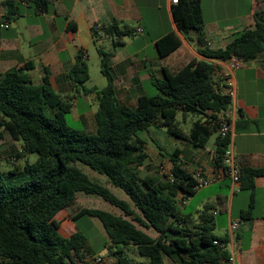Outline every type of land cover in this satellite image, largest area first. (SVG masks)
<instances>
[{
  "label": "trees",
  "instance_id": "trees-1",
  "mask_svg": "<svg viewBox=\"0 0 264 264\" xmlns=\"http://www.w3.org/2000/svg\"><path fill=\"white\" fill-rule=\"evenodd\" d=\"M23 4L45 14L50 0H3L6 13L0 20L10 21ZM173 15L179 32L189 41L192 36L196 39L197 52L204 59L191 60L174 71L165 69L162 79L151 75L156 94L139 97L135 109L118 101L110 66L123 37L134 35L132 27L113 23L102 28L111 43L109 49L98 47L101 73L107 80L102 89L85 87L89 68L83 52L77 54L64 77L75 92L71 98L95 95L94 133L68 123L72 104L54 89L48 68L44 67L39 84H34L28 73L34 68L31 61L4 74L0 71V145L8 140L20 143L22 149L13 157L24 162L22 169L13 167L5 172L0 168V264H79L85 256L86 239L78 236L80 232L64 237L55 217L72 206L80 192L98 195L122 211V216H117L83 208L73 216L76 220L89 215L101 221L109 240L108 254L117 264H167L166 258L171 264H230L228 236L214 234L213 209L206 205L195 218L180 209L179 197L186 200L196 192L192 173L182 168L180 151L168 156L173 181L167 175L141 176L149 155L139 134L152 127H166L169 135L197 148H204L217 134L215 162L223 166L232 139L222 138L219 129L223 121H229L225 113L231 109L232 98L216 92L220 67L210 60L226 62L233 55L246 63L256 60L264 52V8L254 13V27L238 32L219 49L207 46L199 1L178 0ZM69 29L77 27L74 24ZM180 45L175 33L156 43L161 58ZM178 114L184 120L197 118L188 132L176 124ZM31 153L38 156L34 163L25 160ZM77 163L105 176L129 200L90 179ZM260 176L264 169L240 170L241 188L251 192L242 220L253 219V191ZM130 249L146 262L129 257Z\"/></svg>",
  "mask_w": 264,
  "mask_h": 264
},
{
  "label": "crops",
  "instance_id": "crops-1",
  "mask_svg": "<svg viewBox=\"0 0 264 264\" xmlns=\"http://www.w3.org/2000/svg\"><path fill=\"white\" fill-rule=\"evenodd\" d=\"M2 1L0 0V17L6 13L1 5ZM222 2L224 3L219 10L225 14L223 18L204 23V35L207 46L211 49L224 48L235 34L254 27V13L264 8V0H248L246 8L242 4L243 0ZM199 4L202 12V2ZM173 8L171 0H50L49 11L38 14L29 9L27 4H23L20 13L14 14L10 21L0 20V25L8 24L6 28L0 27V71L4 74L31 61L34 68L28 73L34 84H39L46 67L54 89L70 100L71 104L75 101L72 112L74 106H79L81 101L86 108L84 112L77 111L81 117L91 111L95 113L91 104L95 101V95L77 94L75 98H71L75 92L64 76L75 64L79 52H83L85 60L89 58L92 43L97 51L99 46L106 49L111 47L110 40L104 34L98 40L94 37V26L101 27V30L113 23L129 26L135 33L123 37V45L116 48L110 66L115 77L118 101L135 109L139 97L156 94L151 75L162 79L165 69L174 71L191 60L204 59L197 52L196 39L192 36L193 39L189 41L179 32ZM212 8L213 6L209 7V10ZM22 17L28 19L25 27L28 37L25 34L20 36L14 29L13 24L18 23V19ZM74 24L77 29H69ZM169 33H175L180 38L181 45L166 58H161L156 43ZM263 59L264 52L235 72V96L232 98L230 111L225 113L231 124L230 149L235 154L240 170L264 169ZM210 61L220 67V73L216 76V81L220 84L223 64L216 60ZM37 68L38 75L34 71ZM55 83L61 86V90L56 88ZM213 137L215 138L212 139ZM216 137L217 134H214L204 148L194 147L177 138L182 168L190 173L200 170L206 179L213 181L210 186L196 190L186 200L180 196V209L187 213L185 206L193 202L199 193H206L197 206L209 205L213 209L216 229L224 231L217 236H228L226 249L230 253L229 263L264 264V176L255 179L253 219L242 220L241 214L248 208L251 192L242 190L240 184H234L225 175L223 166H217ZM167 162L170 165L167 166L168 169H171V162ZM144 167L146 166H142ZM77 201L78 197L72 206L55 217L64 237L79 232L73 216L86 207L81 203L77 205ZM189 214L196 217L194 213ZM103 231L108 239L104 227ZM97 254L104 258L105 264H117L114 256L103 251ZM94 257L84 256L79 264H96ZM142 262L146 260L142 259Z\"/></svg>",
  "mask_w": 264,
  "mask_h": 264
},
{
  "label": "rangeland",
  "instance_id": "rangeland-1",
  "mask_svg": "<svg viewBox=\"0 0 264 264\" xmlns=\"http://www.w3.org/2000/svg\"><path fill=\"white\" fill-rule=\"evenodd\" d=\"M197 1L202 2L203 5L202 18L205 24L211 20L222 19L223 16L225 15L222 14V12H220L219 10L221 4L224 3L222 2V0H197ZM247 2L248 0H243L242 4L244 8L248 7ZM211 6H213V8L209 10V7ZM17 22L18 23L13 24L15 32H17L20 36H22V34H25L28 37V32L25 29V27H27L28 25V19L22 17L19 18ZM86 62L89 68L90 78L85 83V87L97 88V89L104 88L107 85V80L101 73V68H100L101 58L97 51V47L93 43L91 45V48L89 49V58L86 59ZM34 71L35 74L38 75L39 69L37 68ZM55 86L56 88L61 90V86L59 84L55 83ZM155 92L156 90L154 89V93ZM95 101L91 102L92 109L94 112H96L98 109V104H95ZM73 105H75V101L73 102L72 106ZM85 110H86L85 106H83L80 101V105L77 106L76 108L74 106V111L67 116L68 123L79 128H85L90 133H93L96 130L95 113H92L91 111L81 117L78 112H84ZM196 119H197L196 117L188 116L186 120H184L182 115L178 114L176 118V124L182 130L188 132L192 126L193 121H195ZM139 138L141 139V141H143V145L149 155L147 161L144 164V166L146 167L140 170L141 176H145L146 173L162 176L163 174L161 173V168L164 167L168 169L167 166H170L168 165L167 162L169 154L173 153L180 146L177 138L169 135L166 127H152L148 132L140 133ZM214 138L215 137H213L212 139ZM21 149H22V145L18 142L8 140L1 143L0 161L2 164L0 168L2 171L6 172L8 169H11L13 167H15L16 169L23 168L24 162L15 161L13 157L14 154L17 151H20ZM37 157L38 156L36 153H31L27 155L25 160L29 161L30 163H34ZM77 165L79 168L82 169V171L86 175H88L90 179L100 183L103 186H106L107 188L110 189L112 193H114L120 199L126 198L129 200V198L121 189L110 185L107 182L105 176L100 175L99 173L93 171L91 168L81 163H77ZM205 195L206 193L204 192L199 193L193 202H190L188 206H185L186 212L196 214L195 210L198 209L199 207H202V206H197V204L199 203V201L204 199ZM77 197H78L77 205L81 203L86 208L106 211L117 216H122L120 214H123L119 208L108 203L98 195L86 194L84 192H80L77 194ZM75 223L80 232L78 236L82 237L83 239L85 238L86 241L88 242V244H85V256L93 258L94 255L99 253L100 251H103L104 253L108 254L107 245L109 244V240L106 238V235L103 231V225L98 218L85 215L77 218L75 220ZM142 229L152 236L156 235L155 232H153L152 230H146L144 228ZM223 233L224 231L220 229H216L214 231V234L216 235H221ZM128 254L129 257H131L136 261H142L143 259L137 253H135L133 249H130ZM97 256H99V254H97ZM171 262L172 260L166 258L167 264H171Z\"/></svg>",
  "mask_w": 264,
  "mask_h": 264
},
{
  "label": "built area",
  "instance_id": "built-area-1",
  "mask_svg": "<svg viewBox=\"0 0 264 264\" xmlns=\"http://www.w3.org/2000/svg\"><path fill=\"white\" fill-rule=\"evenodd\" d=\"M171 2L173 5H175L178 3V0H171ZM7 26L8 24L6 23H2L0 25L1 28H6ZM93 31H94L95 38L97 40L103 36L101 27L94 26ZM220 62L221 64H223L221 66L223 67L224 71L221 74L222 81L219 87L218 86L216 87V92L233 98L235 96L234 74L237 70L243 68L246 65V62L242 58L236 55H233L226 62H222V61ZM219 135L222 138H227L228 136H231V124L229 121L227 120L223 121L219 129ZM230 145L223 158L224 173L226 176L230 177V179L232 180L234 184H240V167L237 164L234 152L230 149ZM161 173L163 175H167L170 181L174 180L170 169L162 167ZM192 176L196 181V186H195L196 190L201 189V188H206L210 186V184L213 182L212 180L206 179L200 170H196L194 173H192ZM94 261L96 264H105L104 258L100 255L96 256L94 258Z\"/></svg>",
  "mask_w": 264,
  "mask_h": 264
}]
</instances>
